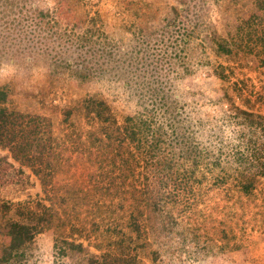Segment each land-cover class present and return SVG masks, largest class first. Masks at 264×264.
<instances>
[{"label": "rangeland", "instance_id": "1", "mask_svg": "<svg viewBox=\"0 0 264 264\" xmlns=\"http://www.w3.org/2000/svg\"><path fill=\"white\" fill-rule=\"evenodd\" d=\"M65 1L35 0L34 3L50 7L53 13L63 11L62 23L74 21L77 24ZM68 2H80L87 17L97 15L96 22L107 33L113 48L112 56L108 57L111 66L102 76L80 87L68 71L55 81L43 67L20 66L12 64V60L0 59V84H7L11 104L23 111L48 116L60 152L59 168L53 172L46 193L25 166L8 159L1 177L0 199L30 198L48 203L51 202L48 197H51L55 208L66 205L65 214L77 210L71 204V198L78 204L86 201V206H93L94 202L111 203L115 210L99 223V228L104 230L106 225L119 228L125 216L120 214L118 202L124 207L123 196L140 192L142 181L138 172L141 169L124 182L115 176L101 178L95 165L85 161L79 147L68 137L69 133L72 134L71 124L85 129V121L73 112L64 123L61 105L86 92H95L106 100L118 123L122 124L124 116L143 110L146 103L149 104L148 99H143L146 97H140V94H168L169 98L177 99V104L174 110L167 104L163 106L166 110L162 115L170 121L169 125L166 122L163 126L170 139L167 142L174 144L183 164L181 170L192 167L191 158L186 157V153L193 155L201 150L207 155L197 158L199 163L186 185L174 192V214L179 224L172 232L164 237L161 234L158 241L142 249L139 253L141 260L144 264H214V259L217 263L219 258L214 257L213 252L201 251L199 247L205 243L223 242L219 233L220 228H225L231 230L237 243L258 260L257 264H264V195L247 197L238 191L234 176L225 177L223 183L213 181L221 166L226 163L230 168L232 163L231 159L227 162L226 157L238 129L233 125L235 118L230 103L264 116V60H259L260 56L264 57L263 19H256L252 0ZM181 2L186 5V11L175 15L173 8L182 7ZM166 16L175 18V22L163 25ZM185 26L187 31H192L186 48L180 41ZM210 32L224 38L234 52L218 54L214 43L208 39ZM258 35L262 40H257ZM183 60H189L186 66H183ZM220 75L225 77L221 79ZM125 80L130 81L129 86H124ZM164 101L170 103L169 99ZM158 118L164 121V117L159 115ZM215 157L219 158L218 166L211 165ZM64 192L70 195L67 197L70 200H55L56 194L60 199ZM77 214L78 220L71 217L70 222L77 224L84 218L88 227L91 219L85 206L80 205ZM178 229L185 231L190 240L177 233ZM93 234L90 233L92 239ZM52 238L51 230L35 236L31 264H51ZM151 249L158 253L154 260L150 258ZM230 257L237 261L240 254L232 252Z\"/></svg>", "mask_w": 264, "mask_h": 264}, {"label": "trees", "instance_id": "2", "mask_svg": "<svg viewBox=\"0 0 264 264\" xmlns=\"http://www.w3.org/2000/svg\"><path fill=\"white\" fill-rule=\"evenodd\" d=\"M34 1L0 0V59L12 60V64L20 66L43 67L55 81L68 71L80 87L107 72L113 48L107 33L96 22L97 15L87 17L80 2L70 4L64 0L68 12L79 25L74 21L71 24L62 23L63 11L53 13L50 7L37 5ZM252 3L257 12L256 19H263L261 29H264V0H252ZM181 5L180 8L174 6L175 15L186 11L184 2ZM174 22L175 18L166 16L163 25ZM191 32L185 26L180 36L185 48L189 46ZM210 33L208 39L214 43L218 54L230 55L234 52L224 38L215 32ZM257 40H262V37L258 35ZM248 50L251 51V48ZM259 60H264V57L260 56ZM188 61L183 60V66ZM128 64L130 66L129 60ZM220 76L221 79L225 77ZM129 83L125 80L124 86H129ZM140 95H144L146 98L143 99H148L149 104L146 103L143 110L124 116L122 124L118 123L106 100L95 92H86L61 105L64 123L68 122L73 112L85 121V129L71 124L72 134L69 133L68 137L79 147L85 161L95 165L101 178L115 176L124 182L141 169L138 172L142 181L140 192L123 196L126 201L124 207L118 202L120 214L125 216L120 227L109 228L106 225L104 230L99 228V223L115 210L111 208V203L94 202L93 206H86V201L78 204L71 198L70 202L77 210L65 214L63 209L66 205L55 208L51 197H48L51 201L48 203L30 198L0 199V264H31L35 236L47 230L53 233L51 264H144L139 256L142 249L158 241L161 234L164 237L172 232L179 224L174 214V192L186 185L199 163L197 158L205 157L207 152L186 153V157L191 158L192 167L181 170L183 164L173 148L174 144L167 142L170 139L163 126L166 122L169 125L170 121L162 115L166 110L163 106L167 104L174 110L177 99L169 98L168 94ZM8 96L7 84H0V182L5 173L4 166L11 159L25 166L46 193L53 172L60 164L59 145L53 136L52 121L44 114L18 109L11 104ZM164 99H169L170 103ZM230 110L235 118L233 125L238 129L226 157L227 162L231 159L232 163L230 168L226 163L221 166L213 181L223 183L225 177L234 176L238 191L247 197L264 195V116L234 106L232 102ZM159 115L164 117L163 122ZM211 165H220L219 158L215 157ZM69 196L64 192L59 199V194H56L55 200L63 202L70 200ZM80 205L90 213L88 227L84 218L77 224L70 222L71 217L78 220ZM176 232L182 233L185 240H190L189 236L186 238L185 231L178 229ZM90 233H94L93 239ZM219 237L223 238V242L205 243L199 247V250L213 252L214 257L219 258L217 263L212 259L214 264H257L258 260L237 243L231 230L220 228ZM193 238L198 240L195 235ZM236 251L240 254L237 261L230 257ZM149 253L152 260L158 255L153 249Z\"/></svg>", "mask_w": 264, "mask_h": 264}]
</instances>
